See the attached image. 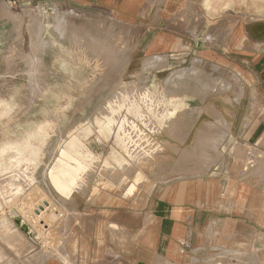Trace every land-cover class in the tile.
I'll use <instances>...</instances> for the list:
<instances>
[{"label":"rangeland","instance_id":"374dc122","mask_svg":"<svg viewBox=\"0 0 264 264\" xmlns=\"http://www.w3.org/2000/svg\"><path fill=\"white\" fill-rule=\"evenodd\" d=\"M4 2L14 27L0 55V264L120 258L143 196L205 160L186 156L201 125L223 123L198 173L223 160L246 168L253 150L231 139L237 98L208 62L143 57L139 32L99 9ZM126 196L134 213L120 214L123 227L98 210Z\"/></svg>","mask_w":264,"mask_h":264},{"label":"crops","instance_id":"0c3cea01","mask_svg":"<svg viewBox=\"0 0 264 264\" xmlns=\"http://www.w3.org/2000/svg\"><path fill=\"white\" fill-rule=\"evenodd\" d=\"M57 5L99 9L124 22L139 32L137 54L143 57L171 60L178 53L181 64L189 57L208 62L237 98L231 139L254 152L245 169L223 160L209 172L178 175L154 186L137 209L140 223L125 222L131 249L123 252L117 244L121 256L108 262L264 264V0H64ZM11 20L0 5V55L10 34L6 29L14 27ZM187 98L178 101H199ZM117 186L111 188L115 193ZM127 189L129 196L132 189ZM130 201L126 196L125 207L101 204L98 210L114 215V223L123 227L120 214L134 213ZM42 264L71 263L50 257Z\"/></svg>","mask_w":264,"mask_h":264},{"label":"bare ground","instance_id":"6f19581e","mask_svg":"<svg viewBox=\"0 0 264 264\" xmlns=\"http://www.w3.org/2000/svg\"><path fill=\"white\" fill-rule=\"evenodd\" d=\"M62 15V14H61ZM64 19V16H60V15H58L57 14V16H56V20H57V23L56 24H58L57 26H61L62 24H61V22H62V20ZM44 20V19H43ZM62 33V32H61ZM12 50V49H11ZM10 58V57H9ZM151 62H153V61H155V60H150ZM37 62V61H36ZM40 63V62H39ZM37 64H35V66H36ZM154 66H156V65H161V63L160 62H154V64H153ZM159 67V66H158ZM167 68V67H166ZM36 74H37V72H36ZM182 77V76H184L183 74H178V77ZM171 77H168L167 79H165V80H167L168 81V79H170ZM36 81H37V79H36ZM35 81H33V83H34ZM38 83V82H37ZM35 85L36 86H38L36 83H35ZM32 88H34V86L32 87ZM41 94V93H40ZM42 102V101H41ZM40 103V102H39ZM32 106V105H31ZM30 108V107H29ZM32 108V107H31ZM28 110V109H27ZM32 111H34L35 112V110H32ZM37 111V110H36ZM26 114V113H25ZM233 114V112L230 114V115H232ZM229 115V116H230ZM233 119H234V116H233ZM232 119V120H233ZM221 126H220V128H216V129H209L208 128V125L209 124H206V126H203V125H201L200 127H198V128H200V130H197L196 131V134L192 137L193 139V141L191 142V147H189V149L187 150V152H186V156L187 157H191L192 155H201V158L203 157V158H205V160L204 161H202V163H201V165L199 166V165H197V166H195V167H193L194 169H191V168H189V169H186V170H184L183 171V174H187V173H198L199 172V170H201V168H204V169H208V167H209V163H207L208 161V159L210 158V153H209V151H208V147L211 145H208L209 144V132L211 133L212 131H213V134H215V133H218V131L219 130H221L222 129V125H223V123L222 122H220L219 123ZM211 126H212V124H210ZM207 161V162H206ZM199 166V167H198ZM41 210H44V207L41 205V208H40V210H38L39 211V214H37V215H41ZM52 257V256H51ZM47 259V258H46ZM45 259V260H46Z\"/></svg>","mask_w":264,"mask_h":264},{"label":"built area","instance_id":"2783aa9c","mask_svg":"<svg viewBox=\"0 0 264 264\" xmlns=\"http://www.w3.org/2000/svg\"><path fill=\"white\" fill-rule=\"evenodd\" d=\"M12 3H16V0L12 1Z\"/></svg>","mask_w":264,"mask_h":264}]
</instances>
